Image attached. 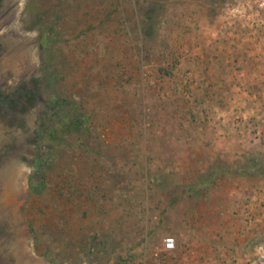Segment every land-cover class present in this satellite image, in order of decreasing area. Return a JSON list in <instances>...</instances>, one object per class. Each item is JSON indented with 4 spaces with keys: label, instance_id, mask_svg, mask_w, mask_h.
<instances>
[{
    "label": "rangeland",
    "instance_id": "obj_1",
    "mask_svg": "<svg viewBox=\"0 0 264 264\" xmlns=\"http://www.w3.org/2000/svg\"><path fill=\"white\" fill-rule=\"evenodd\" d=\"M20 6L33 68H6L7 83L40 100L29 129L0 117V153H21L31 256L264 264V0Z\"/></svg>",
    "mask_w": 264,
    "mask_h": 264
},
{
    "label": "flooded vegetation",
    "instance_id": "obj_2",
    "mask_svg": "<svg viewBox=\"0 0 264 264\" xmlns=\"http://www.w3.org/2000/svg\"><path fill=\"white\" fill-rule=\"evenodd\" d=\"M21 2L22 0H0V66H2L0 70V117H2L4 122H7V124L12 123L15 126L19 125L24 129H29L31 127V121L28 119V117H30V113L36 108V104L40 100V97L36 94L34 87L20 88L17 90V93L14 94V97V95H12L9 91L7 83L8 73H6V70L11 67L9 66V64H7L6 61L10 58V56H12L11 53H17L16 47L18 45L14 40H8V36H21L23 38L24 35H28H21L23 33L18 32L14 27L21 8ZM4 58L5 60L3 62L2 60ZM28 113L29 115H27ZM18 148L19 150H23L22 146H18ZM19 156H21V153L6 150V152L0 153V164L5 162L6 160H13L14 162H16V160L14 159H16V157L18 158ZM5 232V228L3 226H0L1 238L5 236ZM5 252H0V255L3 256H0V264H15V254H12L13 256L5 258Z\"/></svg>",
    "mask_w": 264,
    "mask_h": 264
},
{
    "label": "bare ground",
    "instance_id": "obj_3",
    "mask_svg": "<svg viewBox=\"0 0 264 264\" xmlns=\"http://www.w3.org/2000/svg\"><path fill=\"white\" fill-rule=\"evenodd\" d=\"M10 39L11 41L14 40L18 45L16 47L17 53H11L12 56L6 61L7 64L19 70L23 69L22 71L25 74L31 72L34 59L28 50L29 38L27 36L22 38L21 36L13 37V35H9L8 40ZM1 68L2 66H0V70ZM1 137L2 135L0 134V142ZM22 179V171L16 162L6 160L0 164V226H3L6 231L5 236L0 237V252L4 253L6 251L5 253L15 254V264H42L34 259L28 251L27 241L21 234L15 216V208L22 194ZM0 256L3 257L2 255ZM4 257L7 258L6 255Z\"/></svg>",
    "mask_w": 264,
    "mask_h": 264
},
{
    "label": "built area",
    "instance_id": "obj_4",
    "mask_svg": "<svg viewBox=\"0 0 264 264\" xmlns=\"http://www.w3.org/2000/svg\"><path fill=\"white\" fill-rule=\"evenodd\" d=\"M177 249V240L173 236H169L164 240V252L171 253ZM156 257L159 258L160 255L156 254Z\"/></svg>",
    "mask_w": 264,
    "mask_h": 264
},
{
    "label": "trees",
    "instance_id": "obj_5",
    "mask_svg": "<svg viewBox=\"0 0 264 264\" xmlns=\"http://www.w3.org/2000/svg\"><path fill=\"white\" fill-rule=\"evenodd\" d=\"M152 12H153V10H151V12L149 13V15H148V20H152L153 19V17L152 16H154V14H152ZM59 106V105H58ZM51 107L52 108H54V106L53 105H51ZM59 108V107H58ZM62 107L61 108H59L58 110H57V112H54V116H56V113H59V112H62ZM81 128V123H71V124H68V128L65 130V131H63V132H72L73 130H79Z\"/></svg>",
    "mask_w": 264,
    "mask_h": 264
},
{
    "label": "crops",
    "instance_id": "obj_6",
    "mask_svg": "<svg viewBox=\"0 0 264 264\" xmlns=\"http://www.w3.org/2000/svg\"><path fill=\"white\" fill-rule=\"evenodd\" d=\"M203 259L205 260V262H203V264H209V262H208L209 257H208V259L206 257H204Z\"/></svg>",
    "mask_w": 264,
    "mask_h": 264
}]
</instances>
